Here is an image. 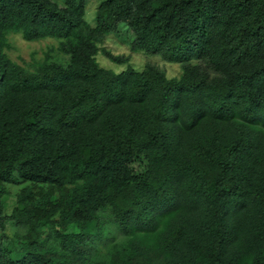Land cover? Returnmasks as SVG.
<instances>
[{
    "label": "trees",
    "instance_id": "1",
    "mask_svg": "<svg viewBox=\"0 0 264 264\" xmlns=\"http://www.w3.org/2000/svg\"><path fill=\"white\" fill-rule=\"evenodd\" d=\"M86 7L0 0V264H264V0ZM121 25L181 75L102 67ZM13 33L69 58L29 70Z\"/></svg>",
    "mask_w": 264,
    "mask_h": 264
},
{
    "label": "rangeland",
    "instance_id": "2",
    "mask_svg": "<svg viewBox=\"0 0 264 264\" xmlns=\"http://www.w3.org/2000/svg\"><path fill=\"white\" fill-rule=\"evenodd\" d=\"M104 0H87L86 20L93 24L95 22L98 5ZM132 33L126 25H121L119 29L106 36L103 43L99 44L101 49H107L115 55L130 56L127 63H117L106 57L102 51L99 52L97 60L100 65L115 73H120L132 66L136 70H142L150 62L158 65L168 75L169 78H176L181 75L179 64L167 62L160 56L148 55L144 51L133 52L131 50ZM9 40L12 48L8 50L9 56L20 65L34 71L38 65L49 58L50 61L65 63L69 56L62 53L59 49L57 38H46L38 41H26L21 34H11ZM21 187V186H20ZM19 186H11V195L7 199V212L10 213L16 200V192ZM14 225L10 224L6 230V235L0 232V240L8 243L9 239L14 238ZM9 238V239H8ZM11 242V240H10Z\"/></svg>",
    "mask_w": 264,
    "mask_h": 264
}]
</instances>
